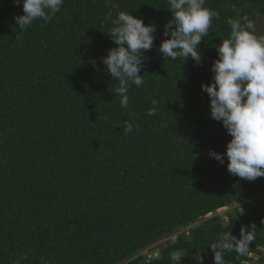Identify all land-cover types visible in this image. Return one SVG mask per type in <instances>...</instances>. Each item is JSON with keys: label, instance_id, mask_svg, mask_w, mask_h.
Instances as JSON below:
<instances>
[{"label": "trees", "instance_id": "trees-1", "mask_svg": "<svg viewBox=\"0 0 264 264\" xmlns=\"http://www.w3.org/2000/svg\"><path fill=\"white\" fill-rule=\"evenodd\" d=\"M112 3L64 0L50 22L20 31L22 3L0 0V264H199L197 254L214 264L209 244L242 225L255 239L225 264H264V177L228 172L231 136L201 88L229 19L254 23L264 0H206L219 19L201 63L160 52L167 0ZM119 11L156 25L127 108L101 62L117 47L107 32ZM153 99L159 112L148 116Z\"/></svg>", "mask_w": 264, "mask_h": 264}, {"label": "clouds", "instance_id": "clouds-1", "mask_svg": "<svg viewBox=\"0 0 264 264\" xmlns=\"http://www.w3.org/2000/svg\"><path fill=\"white\" fill-rule=\"evenodd\" d=\"M22 3L23 14L14 17L20 31L26 30L35 20L50 22L63 6L64 0H15ZM106 5L115 7L112 0ZM172 18L164 25V36L159 50L172 60L189 57L202 62L199 45L208 36L219 12L206 6V0H167ZM114 27L107 32L117 47L108 50L101 62L107 72L118 81L115 91L122 108L129 105V88L144 84L141 74L144 53L154 44L156 25L145 23L142 17L131 12L119 11L111 21ZM231 31L216 46L218 59L212 64V82L201 84L210 97V116L222 122L231 139L226 145L227 170L242 179L254 181L264 177V35L257 34L254 23L247 17L229 19ZM159 112V101L153 99L146 115ZM124 133L134 130L125 121ZM209 155L224 163V154L211 151ZM211 216V215H210ZM254 231L241 226L240 236L230 231L218 234L210 243L214 252V264H225L224 253L235 251L243 254L254 241ZM248 256H252L251 253ZM203 264V256L194 257ZM20 264V260L16 261Z\"/></svg>", "mask_w": 264, "mask_h": 264}, {"label": "rangeland", "instance_id": "rangeland-1", "mask_svg": "<svg viewBox=\"0 0 264 264\" xmlns=\"http://www.w3.org/2000/svg\"><path fill=\"white\" fill-rule=\"evenodd\" d=\"M258 16L255 19L254 25L257 31V34L264 35V16L257 14ZM231 208L226 207L219 210V214L227 213ZM210 216V215H209Z\"/></svg>", "mask_w": 264, "mask_h": 264}]
</instances>
